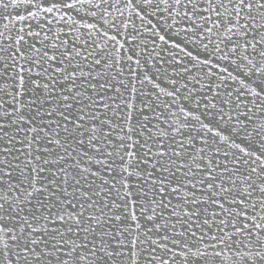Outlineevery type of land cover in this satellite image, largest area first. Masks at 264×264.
Here are the masks:
<instances>
[{
  "label": "snow or ice",
  "instance_id": "snow-or-ice-1",
  "mask_svg": "<svg viewBox=\"0 0 264 264\" xmlns=\"http://www.w3.org/2000/svg\"><path fill=\"white\" fill-rule=\"evenodd\" d=\"M0 264H264V0H0Z\"/></svg>",
  "mask_w": 264,
  "mask_h": 264
}]
</instances>
